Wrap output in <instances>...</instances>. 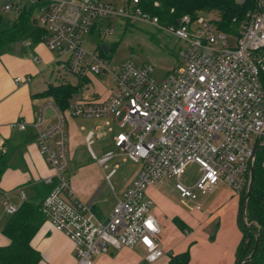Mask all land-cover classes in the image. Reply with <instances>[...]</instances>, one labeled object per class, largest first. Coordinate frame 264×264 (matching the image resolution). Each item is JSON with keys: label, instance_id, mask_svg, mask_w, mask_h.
<instances>
[{"label": "built area", "instance_id": "built-area-1", "mask_svg": "<svg viewBox=\"0 0 264 264\" xmlns=\"http://www.w3.org/2000/svg\"><path fill=\"white\" fill-rule=\"evenodd\" d=\"M29 3L35 5L36 23L45 30L42 41L53 53L55 82H66V74L76 78L108 74L113 85L103 100L73 95L66 109L51 98L40 104L32 126L39 154L51 169L44 178L49 190L40 202L45 220L72 241L75 264H92V257L109 247L125 246L142 247L144 264H160L166 253L159 243L153 202L146 195L149 185L172 178L180 197L194 202L219 182L235 193L247 189L254 145H264V0H256L255 8L231 33L219 29L216 18L188 14L177 25H162L157 16L141 9L139 0ZM23 5L8 0L1 9L18 12ZM118 18L171 32L182 43L179 56L184 65L156 79L150 64L131 59L114 63L84 47L92 28L107 26L111 33L108 23ZM28 79L17 76L15 82ZM67 116L105 119L88 133L87 141L103 136L104 126L111 129L115 122L122 130L113 137L114 146L140 164L106 220L97 218L71 188ZM10 126L24 129L26 123L13 121ZM115 155L110 151L93 157L107 168ZM192 163L200 174L187 185L182 176ZM4 210L12 214L17 207L5 202Z\"/></svg>", "mask_w": 264, "mask_h": 264}, {"label": "crops", "instance_id": "crops-1", "mask_svg": "<svg viewBox=\"0 0 264 264\" xmlns=\"http://www.w3.org/2000/svg\"><path fill=\"white\" fill-rule=\"evenodd\" d=\"M52 57L53 53L43 42L33 44L27 40L11 44L0 54V157L7 164L0 175V246L9 242L2 233V228L10 216L4 210V203L18 207L23 201L21 191L25 200L29 199L27 191L24 190L25 186L33 188L36 195L38 189L42 190L44 178L51 173V169L39 154L32 122L37 116L40 104L49 99L39 95L45 90L47 83L51 82L45 81L42 73ZM103 75L105 74L77 78L72 83L79 85L76 95L82 99H105L110 95L113 85L112 82L110 86L102 83L99 79ZM17 76L29 79L15 82ZM77 118L82 117L67 116L65 122L69 169L79 166L75 172H67L70 185L79 199L90 204L97 218L106 220L114 204L123 199L131 181L124 187L120 186L117 194L102 192V183L105 179L109 181L108 175L93 157L95 154L92 147H87L83 133L86 129L77 127ZM50 120L47 119V122ZM13 121H22L26 126L24 129L10 126ZM110 128L103 130L104 134L111 136L113 143V137L122 129H117L114 134L116 129L112 125ZM82 154L88 158L74 162L76 156ZM115 166L118 167L117 164ZM87 171L90 173L87 174ZM199 174L198 168V176ZM198 176L192 182L182 176V181L193 185ZM174 192L177 190L172 178L149 185L146 189L147 197L153 202L152 213L160 227L159 243L166 253L160 264H167L170 254L185 251L189 252V264H233L241 239L238 222L240 194L235 193L225 182H219L204 195L199 194L196 202L181 198L178 192L179 198L175 201L171 196ZM45 195L44 191L39 193L41 199ZM196 203L199 208L195 207ZM31 245L41 254V259L36 264H75L72 241L46 220L32 238ZM92 264H144V250L140 246L109 247L93 256Z\"/></svg>", "mask_w": 264, "mask_h": 264}, {"label": "trees", "instance_id": "trees-1", "mask_svg": "<svg viewBox=\"0 0 264 264\" xmlns=\"http://www.w3.org/2000/svg\"><path fill=\"white\" fill-rule=\"evenodd\" d=\"M138 5L144 12L157 16L160 24L165 26L177 25L185 14L196 18L199 14L213 12L217 14L218 28L231 33L236 31L245 13L255 8L256 0H139ZM34 10L35 5L25 4L12 21H6L0 14V54L17 41L27 40L33 44L43 42L45 30L34 22ZM99 51L103 54L101 48ZM78 89V84L69 81L48 82L39 96L51 98L61 109H66ZM252 165L248 198L245 199L246 190L239 193L241 239L233 264H264V145L257 146ZM6 166V160L0 157V175ZM41 189H38L33 199L23 200L3 226L2 233L9 242L0 246V264H36L41 259L40 252L31 245L32 238L45 220L40 206L43 198L39 193L44 191L46 194L49 186L44 184ZM177 224L182 227L179 222ZM253 251L252 257L248 259ZM167 264H189V252L170 254Z\"/></svg>", "mask_w": 264, "mask_h": 264}, {"label": "rangeland", "instance_id": "rangeland-1", "mask_svg": "<svg viewBox=\"0 0 264 264\" xmlns=\"http://www.w3.org/2000/svg\"><path fill=\"white\" fill-rule=\"evenodd\" d=\"M7 1L8 0H0V14L6 21H12L16 16V12L14 10L3 11L1 9ZM9 1L15 3L20 0ZM22 1L24 3L29 2V0ZM112 1L117 2L119 0ZM35 12L36 11L34 10V14ZM199 15L204 16L205 18H217V14L213 12ZM108 25L110 28H113L111 33H107V26L97 30L94 29L84 37V47L88 50L95 49L99 51L101 45L107 46L109 50L107 52L103 51V54H101L106 59L114 63L131 59L136 64H150L153 68V75L156 79H162L167 76L168 73L176 72L184 65L179 56V49L181 48L182 43L166 29L159 28L146 22L136 21L131 23L123 18H118L114 21L111 20ZM56 71L57 68L49 64L45 67V72L43 71L42 77L45 78V81L49 80L52 83H57L55 82ZM65 79L71 83H75L77 80V78L72 74H66ZM99 80H101L102 83L104 82L107 86H110L111 84L108 74L103 75ZM75 121L78 128L86 129L83 131L86 139V145L87 147H92L97 158L110 151L116 152V155L108 162V167L104 168V172L107 173L109 181L105 179L104 183H102V192L105 193L107 191L111 193V195L117 194L120 186L124 187L132 181L140 167V164L127 158L124 154L119 153L118 149L112 143L111 136L106 135V133L101 137L95 135L87 141L88 133L93 129H96L97 126L104 124L105 119L82 117L77 118ZM111 125L114 126V129H116L114 131L115 134L119 128L116 127L115 122H112ZM104 129H109V127L104 126ZM124 129H127V127ZM85 158H88L85 154H82V156L78 155L76 156V160L74 162L83 159L85 160ZM115 164L118 165L117 168ZM72 167H70L68 172H75L79 166ZM113 170H115L114 174ZM89 173L90 172L87 171V174ZM197 176L198 167L197 165L191 164L186 168L183 178H187L190 182H192ZM25 187L26 189L24 190L27 191L28 198H34L36 196L34 189L28 186ZM171 196L175 199V201H178L179 196L177 192H174Z\"/></svg>", "mask_w": 264, "mask_h": 264}, {"label": "water", "instance_id": "water-1", "mask_svg": "<svg viewBox=\"0 0 264 264\" xmlns=\"http://www.w3.org/2000/svg\"><path fill=\"white\" fill-rule=\"evenodd\" d=\"M36 22V21H34ZM101 49L104 51V52H107L109 50V48L105 45H101ZM50 110L47 111V114H50ZM255 150H256V144L254 145V154L252 156V162H251V165H250V168H249V180H248V184H247V189H246V193H245V199L248 198V195H249V192H250V188H251V182H252V176H253V160H254V156H255ZM254 251L248 256V259L252 257Z\"/></svg>", "mask_w": 264, "mask_h": 264}]
</instances>
